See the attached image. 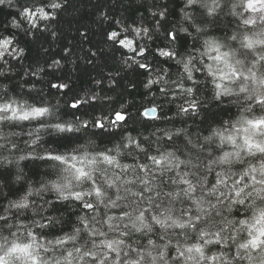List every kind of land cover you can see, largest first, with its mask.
<instances>
[{"label": "snow or ice", "instance_id": "6c2138e0", "mask_svg": "<svg viewBox=\"0 0 264 264\" xmlns=\"http://www.w3.org/2000/svg\"><path fill=\"white\" fill-rule=\"evenodd\" d=\"M198 3H201V0H186V7L195 6ZM12 4L13 0H0V6L10 7ZM67 4L68 0H40L39 4L20 9L19 16L30 25L31 29L36 30L35 39H40L41 36L48 39L46 34H50L52 40H56L57 33L50 25L57 19V13L63 11ZM201 6L206 9L209 16L215 14L218 9L223 11L221 0H211L210 5L202 3ZM154 7L158 9L152 12L156 24L155 30L135 26L134 22L124 24L117 19L116 27L105 31L106 46L114 52H121L122 55L115 75L109 72L107 77L101 76L93 81L100 87L101 92L104 91L105 79L109 90H114L119 85L118 77L121 71L143 70L141 74L147 73L151 76L153 69L147 62L148 55H152L153 58L176 59L177 53L169 49V45H173L178 39L175 31H166L165 39L168 44L163 47L150 51L149 45L142 43L145 38L149 41L153 40L162 22L166 21L167 7L161 5H154ZM237 8H243L244 12L254 14L243 19V25H256L257 21L264 25V0H241L240 4L233 5V15H237ZM101 16L105 21L110 20L109 15L101 13ZM185 19H191V17L186 15ZM40 22L47 23L41 28ZM11 26L20 28L21 21L13 17ZM5 28L7 29V26ZM196 30L201 31L199 27ZM181 31L187 32V29H181ZM27 34L32 33L29 30ZM79 34L82 40L88 39L86 32L80 31ZM230 39L236 41L238 36L232 35ZM203 46L205 51L200 55L206 56L213 62L205 64L203 60H200L207 75L212 77V83L215 86L213 98L220 100L223 96L235 95L238 98L236 102L240 104L243 113L257 111L260 113L252 115L251 118L242 114L235 123L228 127L213 129L210 135L204 137L206 143L218 138L219 147L228 144L233 149L224 151L222 155L210 160L204 175L198 176L195 172L181 171L182 165L188 166L192 162L180 159L175 152H161L157 149V154H148L142 142L130 135L125 137L126 143L117 145L114 150H90L93 143L91 140L85 144L77 143L81 139L78 134L87 132L90 126L101 130L102 134L125 125L131 119L126 105L119 104L117 107L103 103L110 99L107 94L100 96L97 92L89 91L84 96H73L71 102L66 101V105L74 119L63 120L55 106H48L43 102L30 104L27 100L8 96L6 86L0 88V129L8 124L36 122L38 125L28 133L31 139L24 142L30 149L28 156H32L36 146H39L42 131L47 132L49 136L55 134L58 137L55 142L61 147L67 148L68 144L75 145L63 152L59 148L44 149L43 154L37 158L52 162V167L56 169V179L50 180L41 188L35 190L29 188L26 195L18 201H10L8 207L0 214V264H189V262L191 264H240L244 261L247 264H264V207L259 206L261 202H264V71L259 76L254 71L256 64L264 61V30L254 33L253 36L243 35L240 38L241 48L253 53L256 46L260 48L259 58L252 63L251 67H245L244 61L240 59H236L233 63V53L222 52L223 45L215 40H205ZM44 51L46 52L47 49ZM23 52L24 49L18 46L13 35L0 36V76H5L6 72L12 70V61L21 59ZM62 52L60 59L52 58L50 63L45 61L50 71L46 72L45 68L40 67L26 75L37 76L40 72H45V75H54L62 71L61 61L71 54V49L64 47ZM94 58L96 62H99L97 51L91 49L84 57L87 64L93 67L95 66ZM195 60L194 56H189L186 60H176L178 65H182L186 79L192 81L193 85L197 83L193 76ZM261 68L264 69V65H261ZM159 83L177 84L176 81L158 76L156 79H148L143 86L150 88ZM136 86L134 81H129L127 84L128 89H135ZM177 86L185 97L194 95L193 87H184L183 83ZM49 87L61 93L70 91L69 84L65 81L59 83L50 81ZM160 91L167 94L164 87L160 88ZM128 94L131 95V91ZM184 104H187V107ZM184 104L179 106V110L185 114L190 111L195 113L200 107L197 99L185 98ZM98 105L101 113L96 116L92 113L97 110ZM105 107L107 111H103ZM156 112L155 107L144 108L143 111L137 109V116L144 118L145 121L154 120L157 118ZM77 113L81 114L77 115ZM10 135L19 134H4L0 130V154L4 151L10 154L20 151L18 143L8 139ZM172 139L173 137L168 135V140ZM121 149H134L144 153L146 159L151 162V166L148 163L121 164L117 159L121 155ZM113 151L115 155L112 154ZM257 154L261 161L258 166L248 162V166L243 167L245 156L255 158ZM25 158L24 155L18 157L19 160ZM3 161L12 163L7 157H3ZM234 161L241 165L239 171L232 170ZM214 165L222 167L223 170L215 171ZM114 168H120L124 174L133 172L136 174L135 178L121 180L119 174L109 175L110 169ZM173 171H175V178L171 179V183L178 188L164 195L170 202L178 199L189 202L179 216L173 214L171 207L154 212L153 205L155 209H161V204H157L153 196L145 195V193H152L157 187L155 183L158 179L157 173L164 176ZM214 171L215 180L207 186L209 185L208 174ZM190 177H196L195 181ZM16 179L20 180L21 177L17 176ZM132 186L138 187L134 190ZM44 191L57 193L58 200L71 199L81 202V207L87 212L77 217L79 226L75 227L71 234L45 241L34 229L52 228L61 223L57 217L48 215L41 217V220L46 222L33 220L31 225L17 219L16 231H11L14 227L12 223H9L13 215L11 210H16L17 214L23 213L35 204V201H29V197L34 194L40 195ZM159 195L160 193L157 192L156 196ZM45 203L51 205L53 210L56 209L51 201ZM234 207L237 212L243 209L242 218L228 219L223 216L221 208L232 215ZM113 209H119V214H110ZM33 211H36L35 208ZM216 216H222L223 219L218 222L219 227L215 231L200 227L204 222L213 223ZM4 227L9 229L11 239L2 234ZM157 230H160L159 241L166 242L159 243L150 238V234ZM169 230L181 231L170 232ZM187 230L195 232L197 239L202 243L194 242L190 246H181L177 242L173 247L172 240L168 237L185 235ZM229 231L233 234L224 235ZM109 233L114 235L110 237ZM133 233L148 236L149 247L134 248L128 244L126 238ZM245 233L246 235L242 236ZM80 240H84V244L77 246ZM229 241L236 248L235 255L230 258L224 251L218 255H209L206 252L205 246L212 244L230 248ZM69 243L72 244L71 249L66 247ZM173 252L175 255L172 254ZM48 253H51V256L47 255ZM131 253H135V257H132Z\"/></svg>", "mask_w": 264, "mask_h": 264}, {"label": "trees", "instance_id": "16d2710c", "mask_svg": "<svg viewBox=\"0 0 264 264\" xmlns=\"http://www.w3.org/2000/svg\"><path fill=\"white\" fill-rule=\"evenodd\" d=\"M237 2L238 0H224L222 4L223 11L218 9L215 14L209 16L201 4L208 3L210 5L211 0H201V3L189 7H186V0H68L66 8L57 13V19L50 25L52 30L57 33V39L52 40L50 34H46L48 39H44L43 36L40 39H35L36 30L31 29L30 25L19 16L20 9L25 6L32 7L34 4H39L40 0H13V4L10 7L0 6V36L13 35L14 40L19 47L24 49V52L21 59L12 61V70L6 72L5 76H0V88L6 86L8 96L27 100L30 104L43 102L48 106H55L58 109V115L63 120L74 119L71 115V110L66 105V101L71 102L73 96H84L89 91L97 92L100 96L107 94L110 99L103 103L117 107L119 104L126 105L128 112L131 114V119L125 125L102 134L101 130L90 126L87 132L78 134L81 139L77 143L85 144L91 140L93 143L90 146V150H114L117 145L126 143L125 137L130 135L142 142V146L148 154H157V149L161 152H175L180 159L191 160L192 162L188 166L182 165L181 171L195 172L198 176L204 175L210 160L222 155L224 151L233 150L232 146L228 144L219 147L218 138L206 143L204 137L210 135L213 129L228 127L230 124L235 123L242 114L249 116V118L252 115L260 114L258 111L255 113H243L240 104L236 102L238 98L235 95L223 96L220 100H215L213 98L215 86L212 83V77L207 75L206 69L200 63V60H203L205 64L213 63L206 56L202 57L200 55V53L205 51L203 46L205 40H215L223 45L221 48L222 52L233 53V63L236 59H240L244 61L245 67H251L252 63L258 60L260 55L259 46H256L254 53L250 52L248 49L241 48L240 38L243 35L253 36L254 33L260 32L264 25H261L259 21H257L256 25H243V19L247 18L243 8L236 9L237 13L243 12V16L232 14L231 5ZM154 5L167 7L166 21L162 22V26L159 28L157 35L153 36V40L149 41L145 38L142 43H147L150 51L157 47H163L168 44L165 39L166 31H175L178 39L173 45H169V49L177 53L176 59L153 58L152 55H148L147 62L150 63L153 69L151 76L147 73L141 74L143 70L139 72L132 70L121 71L118 77L119 85L114 90H109L108 82L105 79L104 91L101 92L100 87L93 81L101 76L107 77L109 72L115 75L122 55L121 52H114L106 46L105 31L111 27H116L115 21L117 19L124 24H132L134 22L135 26L148 27L150 30H155L156 24L152 17V12L158 9ZM101 13L109 15L110 20H103ZM186 15L191 17V19H185ZM13 17L21 21L20 28L11 26ZM45 23L47 22H40L39 27L43 28ZM5 26H7V29ZM197 27L201 31L198 32L196 30ZM181 29H187V32L181 31ZM29 30L32 34H27ZM80 31L88 34L87 40H82L79 34ZM232 35H237L238 39L232 41L230 39ZM64 47L70 48L71 54L61 61L63 65L62 71H58L54 75H45V72H40L37 76L26 75V73L40 67L45 68L46 72L50 71L47 69L45 61L50 63L52 58L60 59L63 55L62 49ZM45 49H47L46 52L44 51ZM90 49L97 51L99 57V62H96L94 58V67L87 64L86 59H84ZM189 56L196 57L194 64L201 69L200 72L193 70L194 79L197 81L195 85H193L192 81L186 79V73L183 72L182 65H178L176 62L177 59L186 60ZM261 65H264V61L257 63L254 68L258 76L264 71ZM158 76H163L170 81H176L177 84L183 83L184 87H193L194 95L185 97V94L177 84L172 83L168 85L163 83L154 84L150 88L143 86L148 79H156ZM50 81L53 83L65 81L69 84L70 91L57 92L56 89L49 87ZM129 81L136 83L135 89L127 88ZM162 87L166 89L167 94L160 91ZM129 91H131V95L128 94ZM185 98L199 101L200 107L195 113L190 111L185 114L179 110V106L184 104ZM184 106L187 107V104H184ZM150 107L157 108L156 119L145 121L144 118L137 116V109L143 111L144 108ZM89 111L91 110L89 109ZM103 111H107V108L105 107ZM100 113L101 109L98 105L97 110L92 114L99 116ZM80 114L77 113V115ZM225 122L228 123L226 124ZM37 126L36 122H32L31 124H8L0 129L4 134L18 133L19 135L8 136V139L16 141L20 148V151L11 154L7 151L0 154V214L8 207L10 201H18L26 195L29 188L35 190L41 188L42 185L47 184L50 180L56 179V169L52 167V162L37 158L43 154L44 149L59 148L63 152L75 146L74 144H68L67 148L61 147L55 142L58 139L55 134L49 136L47 132L42 131L40 133L41 141L39 146H36L32 156H28L30 149L24 142L31 139L28 133ZM93 133H96V135H93ZM168 135L172 136L173 139L168 140ZM112 154L115 155V151ZM20 155H24L26 158L19 160L18 157ZM3 157H7L12 163L9 164L3 161ZM117 159L121 164L148 163L151 166V162L146 159V155L134 149H121V155ZM244 160L243 167H247L248 162L256 166L261 162L259 154L255 158L245 156ZM213 167L215 171L223 170L219 166L214 165ZM240 168L241 165L234 161L232 170L239 171ZM215 171L208 174L209 185L207 186L214 182ZM113 173L119 174L121 180L134 179L136 175L133 172L124 174L120 168L110 169L109 175ZM156 175L158 176L157 181H155L157 187L152 193H145L146 196H153L157 204H161V209H155V205H153V211L157 212L171 207L173 214L179 216L189 202L181 199L170 202L169 198L164 195V193L175 191L178 188L177 185L171 183V179L175 178V171L168 172L164 176H160L159 173ZM17 176H20L21 179L17 180ZM190 178L194 181L196 179V177ZM132 187L136 190L138 186ZM157 192L160 193L159 196H156ZM29 201H35V204L23 213L17 214L16 210H11L13 215L9 223L14 225L11 231H16L15 224L17 219L31 225L33 220H40L42 223L46 222L41 220L42 216H55L61 223L43 230L34 229L45 241L54 240L65 234H71L74 228L79 226L77 217L87 212L81 207V202L71 199L67 201L58 200L57 193L53 191H44L40 195L34 194L29 197ZM46 201H51L52 205L56 206V209L53 210L51 205L45 203ZM258 203L260 202L258 201ZM33 208H35V212ZM221 211L223 216L228 219L243 217V209L237 212L234 207L232 215H229L223 208H221ZM119 212V209H113L110 214L118 215ZM88 214L91 215V213ZM222 219V216H216L213 223L204 222L201 223L200 227H207L209 231H215L219 227L218 222ZM169 231L179 232L181 230ZM2 234L9 236V229L4 227ZM229 234L233 233L229 231L224 235ZM113 235V233H109L110 237ZM159 235L160 230H157L150 234V238L159 243L166 242L159 241ZM243 235H246V233ZM148 238V236L141 233H133L126 238V242L134 248H147L149 247ZM9 239H11L10 236ZM168 239L172 240L173 247L176 246L177 242L181 246H190L194 242L202 243L197 239L196 233L190 230H187L185 235H173L169 236ZM82 244H84V240H80L77 246ZM229 245H231V241H229ZM66 247L71 249L72 244L69 243ZM205 247L209 255H218L221 251H224L228 253L230 258L236 252L234 245H231L230 248H223L215 244ZM125 250L131 251L130 249ZM58 254L59 251L57 252ZM172 254L175 255L174 252ZM47 255L51 256V253ZM131 256L135 257V253H131ZM240 264H247V262H240Z\"/></svg>", "mask_w": 264, "mask_h": 264}, {"label": "clouds", "instance_id": "9594fccd", "mask_svg": "<svg viewBox=\"0 0 264 264\" xmlns=\"http://www.w3.org/2000/svg\"><path fill=\"white\" fill-rule=\"evenodd\" d=\"M223 3H224V0H221V6H222ZM240 3H241V0H238V2L234 3V4L238 5ZM234 4L231 5L232 8H233ZM237 16H243V12L237 13ZM261 30H264V28H262ZM193 70L196 71V72H200L201 71V69L197 68L195 65L193 66ZM259 206L260 207H264V202H261ZM185 239H187V237H185Z\"/></svg>", "mask_w": 264, "mask_h": 264}, {"label": "rangeland", "instance_id": "374dc122", "mask_svg": "<svg viewBox=\"0 0 264 264\" xmlns=\"http://www.w3.org/2000/svg\"><path fill=\"white\" fill-rule=\"evenodd\" d=\"M246 14H247V17H248L249 15H254V14H252V13H248V12H246Z\"/></svg>", "mask_w": 264, "mask_h": 264}, {"label": "water", "instance_id": "95a60500", "mask_svg": "<svg viewBox=\"0 0 264 264\" xmlns=\"http://www.w3.org/2000/svg\"><path fill=\"white\" fill-rule=\"evenodd\" d=\"M156 114H157V112H156Z\"/></svg>", "mask_w": 264, "mask_h": 264}]
</instances>
